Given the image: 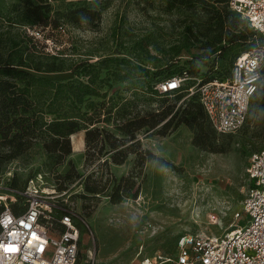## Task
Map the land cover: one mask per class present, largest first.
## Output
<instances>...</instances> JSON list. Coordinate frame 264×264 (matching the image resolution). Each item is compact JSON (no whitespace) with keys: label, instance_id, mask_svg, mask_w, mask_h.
Returning a JSON list of instances; mask_svg holds the SVG:
<instances>
[{"label":"rangeland","instance_id":"obj_1","mask_svg":"<svg viewBox=\"0 0 264 264\" xmlns=\"http://www.w3.org/2000/svg\"><path fill=\"white\" fill-rule=\"evenodd\" d=\"M29 1L34 5L46 2L54 12L82 7L100 12V20L93 25L66 23L59 31L47 29L41 35L35 34L41 46H47L45 53L59 54L65 67L119 57L151 72L161 67L163 78L182 68L191 70L181 92L141 103L138 110L150 107L162 111L174 106L177 112L192 98L194 79L214 69L216 60L208 58L214 47L206 46L207 41L200 37L199 43L192 41L187 34L190 15L167 12L161 0H107L89 6L82 0ZM19 3L0 0V11L6 13ZM201 9L198 16L206 18ZM245 50L237 48L228 58L219 59L215 76H228L231 58ZM172 58L174 65L165 66ZM132 65H109V70H118L123 79L108 77L102 88V93H109L106 101L131 98L135 85L127 78ZM45 76L59 81L76 78L74 71ZM160 78L149 77L145 82L158 86ZM181 93L184 97L176 100ZM263 98L261 95L253 104L249 122L241 132L216 133L217 151L196 146L194 129L179 123V116L165 135L160 129L148 133L143 130L135 140L125 143L120 148V157L125 156L121 165L113 162L116 152L108 146L102 153L100 148L90 150L82 131L71 137L73 152L69 160L79 174L74 182L66 178L71 166L51 170L39 147L3 168L0 196L25 192L29 182L41 176L42 189L51 194L49 202L74 210L77 216L81 243L76 264H173L169 260L175 259L177 242L183 234L222 236L243 224L242 207L250 189L246 169L251 155L264 149ZM104 126L122 137L112 123ZM119 187L123 198L114 203ZM89 189L96 193H89ZM17 200V206H25L26 198Z\"/></svg>","mask_w":264,"mask_h":264},{"label":"trees","instance_id":"obj_2","mask_svg":"<svg viewBox=\"0 0 264 264\" xmlns=\"http://www.w3.org/2000/svg\"><path fill=\"white\" fill-rule=\"evenodd\" d=\"M161 1L169 13L183 11L190 15L187 34L192 41L199 43L201 38V41H207L206 46L214 47L208 55V58L216 60L214 69L200 77L205 81L228 78L236 61L257 46V33L232 12L230 0ZM199 8H202V13H206V18L198 16ZM100 17V12L88 7L54 12L46 2L34 5L29 0H20L19 4L12 5L6 13L0 11V173L9 163L22 159L40 147L46 157L45 165L51 170L66 164L71 166L66 178L72 183L79 177L69 160L73 152V135L85 131L90 150L100 148L99 152L102 153L108 146L112 152H116L112 156L113 162L121 165L125 156L120 157L123 154L120 148L125 143L135 140L143 130L148 133L160 129L162 135H165L178 116L179 123L194 129L196 146L217 151L215 141L216 133H219L207 117L197 94L192 95L185 107L179 108L177 112H174V106L162 111H155L150 107L138 110L141 103L153 102L158 97L182 91L160 94L156 88L157 83H146V78L161 77L158 80L161 81L160 84L172 78H190L191 70L182 68L163 78L161 67L151 72L143 66H133L130 60L119 57H108L96 64L65 67L61 56L45 53L47 46H41L40 40L35 37V34L41 35L47 29L59 31L66 23L74 26L83 23L93 25ZM36 28L41 30L37 31ZM224 43H228V46H224ZM240 47H246V50L231 58L232 67L228 76H215L219 59L228 58ZM113 64L132 65L127 78L135 85L131 98L118 97L106 101L109 93H102V88L108 82V77L113 75L115 80L123 79L118 70H109V65ZM172 65L174 58L169 59L165 66ZM106 70H109L108 74L103 77ZM64 71H74L76 78L59 81L45 76ZM261 95H264V87L261 94L253 100L252 107ZM183 97L181 93L176 100ZM96 99L105 101L96 102ZM102 117H105L104 120ZM248 122L249 118L245 127ZM110 123L121 133V138L105 128L104 124ZM148 155L155 157L150 152ZM88 191L96 193L95 189ZM121 192L120 187L115 191L114 203L121 202Z\"/></svg>","mask_w":264,"mask_h":264},{"label":"built area","instance_id":"obj_3","mask_svg":"<svg viewBox=\"0 0 264 264\" xmlns=\"http://www.w3.org/2000/svg\"><path fill=\"white\" fill-rule=\"evenodd\" d=\"M82 1L97 5L107 0ZM230 9L257 33V46L236 61L228 78H196L190 89L221 135L245 127L253 100L264 87V0H230ZM189 79L172 78L156 88L160 94H173ZM246 173L250 189L242 207L243 224L222 236L183 234L169 262L264 264V149L251 155ZM42 182L39 176L25 192L13 191V204L0 202V264H76L81 243L77 216L49 202L51 194L42 189ZM19 197L26 198L24 207L17 206Z\"/></svg>","mask_w":264,"mask_h":264},{"label":"bare ground","instance_id":"obj_4","mask_svg":"<svg viewBox=\"0 0 264 264\" xmlns=\"http://www.w3.org/2000/svg\"><path fill=\"white\" fill-rule=\"evenodd\" d=\"M6 202L7 204H13L14 203V198L11 196H0V202Z\"/></svg>","mask_w":264,"mask_h":264},{"label":"snow or ice","instance_id":"obj_5","mask_svg":"<svg viewBox=\"0 0 264 264\" xmlns=\"http://www.w3.org/2000/svg\"><path fill=\"white\" fill-rule=\"evenodd\" d=\"M173 87L175 86V85H172ZM34 236H35V234H34Z\"/></svg>","mask_w":264,"mask_h":264}]
</instances>
